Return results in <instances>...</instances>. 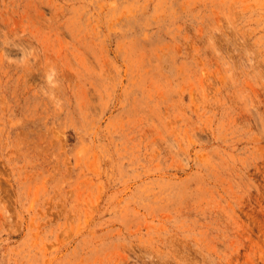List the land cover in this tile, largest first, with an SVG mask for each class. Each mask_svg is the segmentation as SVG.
<instances>
[{"label":"rangeland","instance_id":"rangeland-1","mask_svg":"<svg viewBox=\"0 0 264 264\" xmlns=\"http://www.w3.org/2000/svg\"><path fill=\"white\" fill-rule=\"evenodd\" d=\"M0 264H264V0H0Z\"/></svg>","mask_w":264,"mask_h":264}]
</instances>
